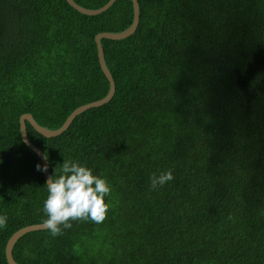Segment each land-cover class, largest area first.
Segmentation results:
<instances>
[{
	"label": "trees",
	"instance_id": "trees-1",
	"mask_svg": "<svg viewBox=\"0 0 264 264\" xmlns=\"http://www.w3.org/2000/svg\"><path fill=\"white\" fill-rule=\"evenodd\" d=\"M100 8L108 0H74ZM133 34L102 38L115 81L55 137L26 122L51 176L65 159L106 178L102 223L22 235L19 264H264V0H138ZM133 20L132 0L87 15L67 0H0V264L43 223L40 157L20 116L60 127L104 97L95 35ZM174 179L152 190L150 177Z\"/></svg>",
	"mask_w": 264,
	"mask_h": 264
},
{
	"label": "clouds",
	"instance_id": "clouds-1",
	"mask_svg": "<svg viewBox=\"0 0 264 264\" xmlns=\"http://www.w3.org/2000/svg\"><path fill=\"white\" fill-rule=\"evenodd\" d=\"M37 170L47 172L48 165L38 164ZM173 179L172 170L161 172L158 176L153 173L150 187L156 190ZM45 186L48 195L43 211L47 218L43 220V225L53 237L62 234L61 225L63 229H70V221L91 220L99 224L107 218L111 205L105 197L111 194V186L106 178L95 175L88 166L65 159L59 165V171L55 169V174L48 178ZM6 227L7 216L0 215V229Z\"/></svg>",
	"mask_w": 264,
	"mask_h": 264
},
{
	"label": "water",
	"instance_id": "water-1",
	"mask_svg": "<svg viewBox=\"0 0 264 264\" xmlns=\"http://www.w3.org/2000/svg\"><path fill=\"white\" fill-rule=\"evenodd\" d=\"M115 1L116 0H108V2L106 4H104L102 7L90 9V8H86L84 6L79 5L74 0H67V2L71 6H73L76 10H78L79 12H81L83 14H87V15L100 14V13L106 11L107 9H109L110 6ZM132 3H133V20H132V23L130 24L129 27H127L126 29H124L120 32L103 31V32H99L95 35V42L97 45V54H98L99 64H100L101 70L103 71V73L105 74L106 78L109 81L108 93L104 97H102L98 100L88 102L86 104L80 105L77 108H75L69 114V116L65 119L63 124L60 127L55 128V129H49V128L43 127L42 125L38 124V122L35 120L33 115L29 112L23 113L20 116V119H19V121H20V133H21V137H22L23 142L26 145H28L34 152H36V154L40 157V159L42 161V165L45 163L48 165L47 172H44L45 181H47L48 178L51 176L50 165H49L48 159L46 158L43 151L29 140L28 135H27L26 122H29L31 124V126H33L34 129L37 130L41 135H43L45 137H55V136L61 134L63 131H65L69 127L71 122L74 120V118L77 115H79L80 113H82L83 111H85L91 107L101 106V105L106 104L107 102H109L111 100V98L113 97V95L115 93V81H114V78H113L110 70L107 67V64L105 61V56H104V50H103V46L101 43V39L102 38H108V39H113V40H119V39H123L125 37H128L135 32V30L138 26V23H139V18H140V6L138 3V0H132ZM43 229H46L44 227L43 223H35V224H29V225L23 226V227L19 228L17 231H15L10 236V238L8 239V241L6 243V247H5V254H6V259H7L8 264H19L18 262H16V260L14 259L13 255H12L13 246L16 243V241L22 235H24L28 232L43 230Z\"/></svg>",
	"mask_w": 264,
	"mask_h": 264
},
{
	"label": "rangeland",
	"instance_id": "rangeland-1",
	"mask_svg": "<svg viewBox=\"0 0 264 264\" xmlns=\"http://www.w3.org/2000/svg\"><path fill=\"white\" fill-rule=\"evenodd\" d=\"M17 231V230H16Z\"/></svg>",
	"mask_w": 264,
	"mask_h": 264
}]
</instances>
